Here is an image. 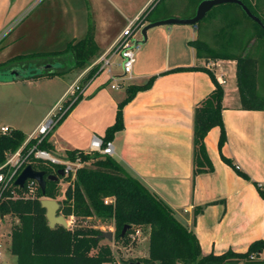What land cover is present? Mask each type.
<instances>
[{"label":"crops","instance_id":"1","mask_svg":"<svg viewBox=\"0 0 264 264\" xmlns=\"http://www.w3.org/2000/svg\"><path fill=\"white\" fill-rule=\"evenodd\" d=\"M33 1L0 0V37L8 32L11 34L22 25L28 17L27 8ZM92 1L100 11L110 6L120 23L114 32L107 34L109 23L105 16L109 13H101L104 15L101 27L95 29V42L101 56L112 48L127 25L138 17L143 16L144 26L169 18L190 19L196 15L202 2L198 0L184 17L164 11L152 18L162 0ZM154 5L156 8L151 13L153 21L145 22L144 16L152 11ZM201 30L200 23L193 27L159 26L147 32L146 42L136 50V61L129 80L132 83L128 86L143 85L152 77L156 79L150 89L137 93L124 107V129L117 132L112 140L113 157L129 174L160 197L173 210L176 218L196 234L203 255H222L229 250L245 253L251 244L264 240V199L256 186L264 187V110L242 109L237 83L234 89H226L228 70L225 66L236 64V61L215 60L222 64L220 73L224 74V84L220 82L219 72L215 75L207 69V63L212 60L200 58L193 46L197 40L208 42L198 37ZM87 32L88 28L84 26L82 31H74L79 36H74L71 41L83 39ZM29 37L30 32L18 35L12 44L20 51L6 61H0V64L26 57L22 45ZM201 67L213 73L224 88L222 117L227 140L220 149L221 128L214 127L208 133L205 145L213 170L194 177L195 110L213 92L215 84L206 71L174 70ZM68 70L73 74L68 88L49 111L38 117L27 139L46 122L51 112L58 110L71 86L85 72L74 69L73 55L72 67ZM56 73L53 78L58 77L61 71ZM108 80L110 82L106 74L95 80L81 96V101L52 131L50 142L55 154L74 150L89 152L93 137L103 138L107 128L115 123L118 105L127 94L113 90ZM2 127L16 129L8 124ZM223 157L232 164H227ZM199 208L202 210L196 214Z\"/></svg>","mask_w":264,"mask_h":264},{"label":"trees","instance_id":"2","mask_svg":"<svg viewBox=\"0 0 264 264\" xmlns=\"http://www.w3.org/2000/svg\"><path fill=\"white\" fill-rule=\"evenodd\" d=\"M203 1V0H202ZM251 13L264 24V0H241ZM156 8V7H155ZM145 22H152L151 13ZM240 11V16H236ZM211 12V13H210ZM213 12V13H212ZM235 13V14H234ZM236 17H235V16ZM223 18V25L216 32L213 42L197 40L193 42L197 55L207 60L236 61V83L241 108L244 110H264V95L259 84L264 86V28L250 19L243 9L236 4H223L212 8L206 17L210 20ZM244 19L251 27H241ZM199 22L196 25H199ZM250 28L247 41L243 45V30ZM243 40V39H242ZM67 50L74 57V69L86 70L100 56L95 42L94 29L89 28L86 36L68 43ZM98 68L92 69L87 78H92ZM203 70L210 73L215 89L195 110L194 121V177L210 172L213 165L208 156L205 138L214 127L221 128L219 148L226 143V131L223 122V101L225 91L215 75L206 68H182L174 71ZM58 73L46 71L40 76L53 77ZM29 77L27 79H32ZM156 77L143 85H129L126 98L119 103L115 123L108 127L103 137L104 142L114 139L117 132L124 129L123 109L137 93L150 89ZM25 80V79H23ZM81 97L68 109L56 127L70 114L81 101ZM69 102L65 103V108ZM56 127L53 129L55 130ZM50 132L39 139H31L25 146V152L31 147L55 153L50 142ZM27 141L26 135L19 129L9 133H0V166L7 157L20 149ZM81 159L82 166L75 178L59 177L58 181L49 180L57 175L64 165L29 157L27 166L46 173V192L39 188L34 198L10 197L7 192L0 206L2 216H10L16 222L12 226L10 251L17 258V264H113L115 258L109 244L103 243V231L86 224L91 218L110 221L115 228L116 241H129L130 236L139 227H149L148 256L144 259L131 260L142 264H264V240L251 244L245 253L229 250L222 255H203L196 234L182 224L173 210L141 181L127 172L113 156L88 154L84 151H68L66 159ZM227 164L232 162L223 157ZM242 176L250 180L246 174ZM67 182L62 192L61 181ZM260 196L264 199V187L256 184ZM22 193L23 189L12 187ZM106 198L114 200L105 204ZM42 199L56 200L60 204V213L69 220L74 219V226L50 228L46 210L41 205ZM202 208L196 209L198 214ZM128 228L124 237L122 231ZM253 257V258H252ZM128 263V264H129Z\"/></svg>","mask_w":264,"mask_h":264},{"label":"rangeland","instance_id":"3","mask_svg":"<svg viewBox=\"0 0 264 264\" xmlns=\"http://www.w3.org/2000/svg\"><path fill=\"white\" fill-rule=\"evenodd\" d=\"M197 2L198 0H162L156 11L152 14V18L160 15L164 11H169L172 14L183 17L187 16L190 13V9H192ZM155 7L154 5L153 9ZM103 12L109 13L105 18L109 23L107 26V34H111L120 23L118 16L114 14L110 6L100 11L92 0L33 1L27 8L26 13H28V17L22 25L14 29L11 34H8V32V36H6V34V38L4 36L0 40V61L3 62L6 61L8 57L11 58V56L20 51L19 47H15L12 44L13 41L18 38V35L30 32V37L26 39L29 42L25 40V44L23 43L24 45H22L26 57L18 59L16 62L10 61L8 64H0V74L21 70L30 71L32 75L36 76L32 78L34 81L29 83L0 81V129L3 124H8L23 131L26 136L30 134L38 117L51 109L60 95L68 88L69 82L73 78V74H70L71 72L69 70V72L66 71L67 68L69 69L72 67V52L67 50L68 43L73 40L74 36H79V33L76 35L73 32L79 29L82 31L84 26L87 27L88 30L91 27L94 29L95 33L96 27H101V21L104 18V15H101V13ZM236 16L239 18L242 17L240 16V11H237ZM223 24V18L221 17L213 20L207 18L201 22L202 30L200 34H198V37L208 42H213L216 32ZM242 24L241 27H251L250 23L245 19ZM73 25H75V27H73ZM190 27H193V25ZM250 32H252L250 28L243 30V34L241 35L242 38L238 41H242L244 45L248 38L245 35ZM138 36L140 37L141 34ZM74 41H78V39ZM112 61L114 75L120 76L122 74L121 58L114 56ZM51 65L57 66L55 70L56 72L61 71V74L54 78L47 76L41 77L37 69ZM225 67L228 70L225 87L229 91L236 87L237 69L236 64L231 63L226 64ZM104 75L105 74H102L99 79L104 77ZM110 82L109 87H111L112 84V82ZM130 83H132V81L121 82L122 88L119 89L118 93L125 94L126 88ZM259 88L261 90L260 93L264 95V86L259 84ZM57 113L58 111L51 113L49 119L52 117V114L55 115ZM53 155L57 159L63 161L67 160L66 153L60 155L54 153ZM77 160H79V163L82 165L83 162L81 159L78 158ZM67 185V182L64 180L60 182L62 192L66 189ZM68 221L71 222L69 226L73 227L74 220L69 219ZM15 222V220L8 216L3 224H0V237L4 235L3 242L5 243L2 248L3 261L0 264H17V258L11 253L10 243H8L10 242L12 226ZM86 224L94 226L103 232H112L114 234L112 241L103 240V243L109 244L113 251L115 258L113 264H128L131 260L144 259L148 256L149 227H139L141 234L138 236V239L136 241L129 240L127 242L115 240V228L110 221L91 218L87 220Z\"/></svg>","mask_w":264,"mask_h":264},{"label":"built area","instance_id":"4","mask_svg":"<svg viewBox=\"0 0 264 264\" xmlns=\"http://www.w3.org/2000/svg\"><path fill=\"white\" fill-rule=\"evenodd\" d=\"M144 27L143 16L138 17L136 20L132 21L127 25L121 35L118 37L112 48L104 55H102L97 61H95L90 67H88L82 74V76L71 86L67 92L64 100L58 107V113L51 115L52 117L46 120V122L39 127V129L27 139L26 143L18 149L15 153L10 154L5 163L0 166V206L3 203L7 192L10 191V197L13 199L19 197L34 198L36 197L39 185L34 180H28L25 183V186L22 193L18 192L12 187H18L15 182L24 168L27 166V161L29 157H34L37 160H43L50 162L52 164H61L64 165L63 171L65 176H71L75 178L77 170L82 166L79 163V160L76 161H63L57 159L52 153L46 150H39L36 147H31L25 152V146L31 139H39L41 136H46L56 127L58 122L61 120L63 115L68 111V109L84 94V92L99 79L102 74L109 76L110 81L112 82L111 88L113 90H119L122 88L121 82L129 81L133 72L134 64L136 61V50L140 47H135L137 41L142 39L141 30ZM3 36L0 37V40ZM141 38V39H140ZM118 56L121 58V68L122 74L120 76H115L113 73V61L112 58ZM98 68L95 75L88 79V73L94 69ZM207 69L213 72L215 75L222 70V64L220 61H209L206 65ZM221 84L225 83L224 74L220 73L219 75ZM86 79V80H85ZM69 102V105L65 108V103ZM53 113V112H51ZM50 113V114H51ZM9 127H1L0 133L6 134L10 132ZM88 154H100L113 156L114 155V145L112 141L104 142L102 137L94 136L91 143ZM238 170L239 166L236 167ZM114 200L112 198H106L105 204H111ZM6 216L0 214V224H3ZM74 220L73 218H70ZM141 234L140 228L130 236L131 241H136L138 236ZM4 235L0 237V263L3 261L2 248L4 247L3 242ZM11 240V239H10ZM7 242V241H6ZM10 243V242H8ZM253 258V257H252Z\"/></svg>","mask_w":264,"mask_h":264},{"label":"water","instance_id":"5","mask_svg":"<svg viewBox=\"0 0 264 264\" xmlns=\"http://www.w3.org/2000/svg\"><path fill=\"white\" fill-rule=\"evenodd\" d=\"M223 4H236L240 6L250 19H252L262 28H264V24L262 23V21L257 16L253 15L241 0H204L199 4L196 11V15L193 18L190 19L169 18L145 25L141 30L142 39L136 42L135 47L141 46L146 42L147 32L150 29L159 26L196 25L206 17L208 12L211 11L213 7ZM56 67L57 66L51 65L47 67L38 68L37 70L39 74H42L46 71L55 72ZM29 77H34V75H32L30 71L16 70L11 72L1 73L0 81L12 82V81L27 79ZM64 176H65V172L63 170H59L57 175H51L48 177V179L52 181H58L59 177H64ZM28 180L36 181L39 185V188L42 191V194L45 195L47 182H46V173L44 171H37L32 166L28 165L21 172L15 184L22 189L24 188L25 183ZM41 205L46 210V217L50 228H55L56 226H63L64 228H69V224L66 218L64 217V215L60 213V204L58 203V201L50 200V199H42ZM128 228H130V226L128 225L124 227L122 231V237H124ZM101 238L106 239L108 241H112L114 238V234L112 232H103ZM129 264H142V263L131 262Z\"/></svg>","mask_w":264,"mask_h":264}]
</instances>
